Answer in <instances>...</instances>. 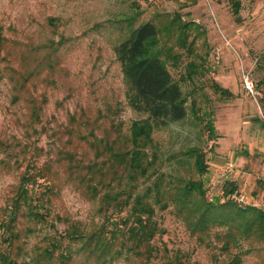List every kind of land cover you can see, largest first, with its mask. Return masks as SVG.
<instances>
[{
    "label": "rangeland",
    "instance_id": "obj_1",
    "mask_svg": "<svg viewBox=\"0 0 264 264\" xmlns=\"http://www.w3.org/2000/svg\"><path fill=\"white\" fill-rule=\"evenodd\" d=\"M232 3L0 0V221L7 220L6 207L30 165L52 167L56 184L53 215L46 223L36 226L19 217L21 251L15 249L12 255L18 264H27L35 247H46L48 236H59L71 225L93 229L104 222V215L97 212L99 201L92 200L86 186L70 174L88 180L98 171L100 196L119 186V178L127 182L109 147L130 149V126L146 116L126 102L113 49L129 33L123 21L131 15L138 17L135 25L149 20L165 24L177 14L198 25L190 32L191 53L176 48L182 59L178 67H170L187 95L188 113L154 133L160 173L198 177L194 159L187 154L198 147L209 164L203 176L208 200H225L224 185L234 183L237 192L232 198L245 196L237 207L264 209V0H240L238 15ZM190 62L196 64L197 74L193 80H182ZM245 77L253 82V93L248 92ZM214 83L228 93L216 91ZM209 119L216 139L205 126ZM77 161L85 167L80 173L70 165ZM154 180L155 176L142 178L140 189ZM43 183L29 185L33 196L42 191ZM176 209L156 207L160 232L150 241V255L144 248L112 264H264V238L241 229L231 238L229 223L193 232ZM229 211L237 209L221 213ZM2 233L0 229V240ZM72 264H96V260L83 252Z\"/></svg>",
    "mask_w": 264,
    "mask_h": 264
},
{
    "label": "trees",
    "instance_id": "obj_2",
    "mask_svg": "<svg viewBox=\"0 0 264 264\" xmlns=\"http://www.w3.org/2000/svg\"><path fill=\"white\" fill-rule=\"evenodd\" d=\"M232 5L234 14L238 15L240 0H233ZM137 18L135 15L125 17L123 22L130 29L129 33L113 48L123 75L126 102L134 112L146 115L133 121L130 126V149L116 151L109 147L114 161L123 168L127 182L123 184L122 178H119V186L110 187L100 196L99 183H96L98 171L88 180L70 174L72 180L86 186L92 200L99 201L97 212L103 214L105 220L97 228L83 229L71 225L59 236L46 237L48 245L35 247V254L27 264H72L75 256L83 252L88 258H95L96 264H112L123 255L140 254L144 248L150 255L153 250L150 241L160 232L154 219L156 207L166 210L175 206L178 216L191 225L193 232L199 230L205 233L212 226L229 223L227 235L231 238H236L234 233L240 229L248 235L264 238V209L237 207L232 198L237 192L234 183L224 185L225 200H221V197L211 201L207 199V181L203 176L208 172L209 164L206 153L198 147H192L187 152L194 159L192 163L198 177L160 173L157 165L159 145L154 133L182 121L188 113L187 95L175 80L170 67H178L182 59V53L176 48L191 53L194 39L189 41L190 32L198 25L194 21L183 20L179 14L160 25L150 20L135 25ZM196 68V64L190 62L181 79L193 80L197 74ZM213 85L216 91L228 93L219 84ZM191 106L192 109L196 106L194 99ZM202 120L207 119L202 117ZM205 126L210 137L216 139L212 120L206 121ZM70 165L74 172L80 173L85 169L81 161ZM54 175L52 167L33 165L23 173L17 194L10 206L6 207L10 211L7 220L0 221V229L3 230L0 264H18L12 255L15 249L21 251L17 246L21 238L17 230L19 217L39 226L53 215L51 196L56 194ZM151 176H155L153 183L140 189V180ZM42 180L44 186H40L44 188L33 196L29 185H36ZM223 209L237 211L221 213ZM56 218L62 221L58 215ZM28 230L35 232L34 229Z\"/></svg>",
    "mask_w": 264,
    "mask_h": 264
},
{
    "label": "built area",
    "instance_id": "obj_3",
    "mask_svg": "<svg viewBox=\"0 0 264 264\" xmlns=\"http://www.w3.org/2000/svg\"><path fill=\"white\" fill-rule=\"evenodd\" d=\"M245 85H246L248 92L253 93L254 84L249 79V77H245ZM235 201L238 202L239 204H242L243 202H245V196L244 195L243 196H237V198L235 197Z\"/></svg>",
    "mask_w": 264,
    "mask_h": 264
}]
</instances>
